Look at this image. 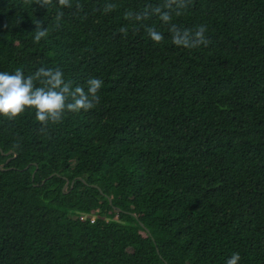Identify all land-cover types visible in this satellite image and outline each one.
Masks as SVG:
<instances>
[{"label": "trees", "instance_id": "16d2710c", "mask_svg": "<svg viewBox=\"0 0 264 264\" xmlns=\"http://www.w3.org/2000/svg\"><path fill=\"white\" fill-rule=\"evenodd\" d=\"M163 3L0 0V72L103 81L58 124L0 115V264H264V0H189L171 23L206 26L192 49L125 16Z\"/></svg>", "mask_w": 264, "mask_h": 264}, {"label": "clouds", "instance_id": "9594fccd", "mask_svg": "<svg viewBox=\"0 0 264 264\" xmlns=\"http://www.w3.org/2000/svg\"><path fill=\"white\" fill-rule=\"evenodd\" d=\"M34 4L40 7L53 6V0H33ZM189 0H164L161 6L152 8L142 13H125L126 18L136 21H143L149 16L158 15L160 20L169 26L168 30L171 34L172 43L176 46H183L188 49L207 45L209 43L205 36L206 26L200 25L195 30L181 29L175 23H171L173 13L176 16L182 14L187 8ZM57 5L62 8H71L72 0H56ZM77 9L82 8L79 3L76 4ZM115 4H107L104 11L110 12L115 9ZM162 9H167L162 10ZM64 16L63 11H58L56 20L59 22ZM20 21H18L19 24ZM35 36L34 41L39 42L41 38L48 35V29L41 26L40 21L35 20ZM59 26V24H57ZM120 32L126 33V28H120ZM148 35L150 38L160 43L164 36L161 32L148 27ZM37 82L40 86H37ZM103 81L98 78H91L87 81V92L84 88L76 86L71 88V82H65L63 72L60 69H45L41 67L34 74L25 77L24 73L17 69L13 74L8 72H0V115L9 120L17 118L26 108L35 109V119L46 127L50 122L58 124L62 122L66 112H79L81 109L88 111L94 108L99 102L98 90L101 88ZM241 256L235 252L226 261V264H238Z\"/></svg>", "mask_w": 264, "mask_h": 264}, {"label": "water", "instance_id": "95a60500", "mask_svg": "<svg viewBox=\"0 0 264 264\" xmlns=\"http://www.w3.org/2000/svg\"><path fill=\"white\" fill-rule=\"evenodd\" d=\"M11 153V151H8V152H6V153H4L5 155H8V154H10ZM15 156V155H14ZM9 159H7V161H8ZM3 164H1V168L3 169ZM26 167H28V166H26ZM53 174H51L49 177H51ZM77 180H80V181H82V179L81 178H76ZM76 179H74V180H72L71 182H69V180L68 179H65V184H64V186H63V189L62 190H65L67 187H68V185H70L69 186V188L71 189L72 187H73V184H74V182L76 181ZM45 180L46 179H44L43 181H42V184L45 182ZM109 204H111V200H109ZM142 226H144L143 224H142Z\"/></svg>", "mask_w": 264, "mask_h": 264}, {"label": "built area", "instance_id": "2783aa9c", "mask_svg": "<svg viewBox=\"0 0 264 264\" xmlns=\"http://www.w3.org/2000/svg\"><path fill=\"white\" fill-rule=\"evenodd\" d=\"M93 220H95V219H93ZM93 220H92V221H93Z\"/></svg>", "mask_w": 264, "mask_h": 264}]
</instances>
